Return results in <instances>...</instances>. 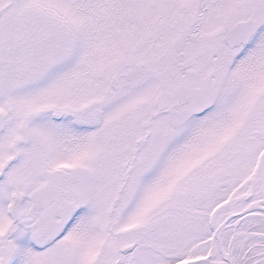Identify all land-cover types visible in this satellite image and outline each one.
Masks as SVG:
<instances>
[{"label": "snow or ice", "instance_id": "1", "mask_svg": "<svg viewBox=\"0 0 264 264\" xmlns=\"http://www.w3.org/2000/svg\"><path fill=\"white\" fill-rule=\"evenodd\" d=\"M0 264H264V0H0Z\"/></svg>", "mask_w": 264, "mask_h": 264}]
</instances>
